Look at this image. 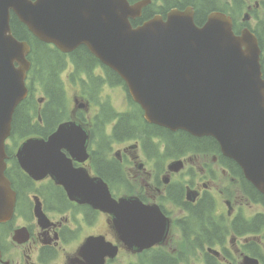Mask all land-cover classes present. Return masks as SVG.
Instances as JSON below:
<instances>
[{
    "label": "water",
    "instance_id": "obj_1",
    "mask_svg": "<svg viewBox=\"0 0 264 264\" xmlns=\"http://www.w3.org/2000/svg\"><path fill=\"white\" fill-rule=\"evenodd\" d=\"M86 4H92L87 7ZM41 40L71 51L89 48L128 83L146 118L171 130L213 135L264 193V80L257 43L245 53L230 25L214 14L202 28L190 10L173 11L167 21L153 19L133 28L129 17L141 5L128 0H0V221L10 216L14 194L4 175L5 138L12 115L25 97L26 54L30 46L11 32L10 10ZM89 11L90 17L85 13ZM26 63L18 71L14 62ZM87 135L78 123L61 124L48 140L31 138L19 149L21 165L40 180L51 174L73 200L120 215V237L133 249L163 243L169 221L132 198H111L103 181L75 169L62 152L85 151ZM43 220L45 216L37 210ZM83 250L89 264H103L116 248L104 236L89 237ZM94 257V261H93Z\"/></svg>",
    "mask_w": 264,
    "mask_h": 264
},
{
    "label": "flooded vegetation",
    "instance_id": "obj_2",
    "mask_svg": "<svg viewBox=\"0 0 264 264\" xmlns=\"http://www.w3.org/2000/svg\"><path fill=\"white\" fill-rule=\"evenodd\" d=\"M131 1L136 3L141 0ZM214 1L215 7L207 10L201 18H198L197 14L199 5L203 4L201 0H152L145 6V9L151 10L147 17L150 18L157 11L166 17L167 12L173 8L192 7L195 9L199 24L206 21L210 12L221 11L232 19L237 35L251 31L259 37L261 44L264 43V0ZM75 53L85 54L92 60L95 58L84 46ZM91 72L96 79L97 76H100L103 82H106V86L110 85L112 89L127 94L124 83L108 68L101 65L98 68H93ZM90 80L92 82V77L87 78V83ZM81 112L80 110L79 117L91 133L95 128H98L106 135L107 148H92L90 158L84 164L77 163V166L85 165L91 172L96 173L94 171L95 155L104 151L109 152V122H113L114 131L120 120L118 118L109 120L108 114L106 120L101 119L99 122H95L90 119V116ZM196 139H198L196 145L186 144L182 150L197 146L204 151L203 153L186 152L184 157H180V151L175 147H170L175 158L183 160V163L180 164L181 167L175 170H169L166 166H160L152 160L144 161L147 154L151 159L155 151L160 149V146L154 143L151 135L145 141L137 140L135 143L124 144L123 149L116 157L119 166L123 167V172L109 168L110 175L108 174L106 178L112 183H123L129 194L139 196L144 203L158 204L164 212L169 214L172 224L178 223V229L170 241L173 254L178 260L182 258L184 264H264V223L257 232L252 234L235 235L230 240L224 235V231L229 230L227 227L230 224L233 228H240L245 218L242 207L244 195L240 191H232L231 187L227 185L230 172H239L237 166L222 154L214 139L209 137ZM164 145L168 150V143ZM14 158V153L9 150V162L14 161ZM104 160L106 162L114 161L109 159V154ZM100 161V158L95 160L97 169H99ZM9 167L15 174L14 181L18 182L19 202L13 218L0 226V264H82L83 257L80 253L82 243L87 236L92 235V232L87 231L96 228L99 214L105 217V222L112 233L110 240L119 244V253L123 252L125 257L127 256V250L119 240L113 223L108 224V219L110 221L108 215L99 213L88 205L70 201L58 185L34 186L33 182L27 179L20 170L12 165ZM99 173L101 174L100 171ZM107 182L109 183V181ZM49 188L54 191L48 192ZM184 189H186V197L190 194L192 198L191 200L186 198L185 204L188 207L198 204L208 195L215 196L216 193L221 199L218 200L214 197L215 205L212 210L190 212L176 198L177 193ZM33 191L38 192L43 210L49 219L45 226L36 217L34 201L36 196L32 193ZM122 195L125 194L117 195V197ZM221 202L228 205L226 210L220 206ZM192 215L198 218H194V225L189 226L186 217ZM201 216L211 217L212 220H201ZM250 217V219L259 218L261 222H264V205H261V209ZM202 223H216L218 229L207 228L206 233L203 234L200 226ZM21 231L27 233L26 240H24ZM184 235L192 237L193 240L187 243ZM182 249H189L192 253L186 256L182 253ZM209 249H213V251H209ZM148 251L155 253L152 260L155 264H159L160 247H154ZM247 257L251 260H247ZM115 260L116 258L109 261V257H107L106 264L115 263Z\"/></svg>",
    "mask_w": 264,
    "mask_h": 264
},
{
    "label": "trees",
    "instance_id": "obj_3",
    "mask_svg": "<svg viewBox=\"0 0 264 264\" xmlns=\"http://www.w3.org/2000/svg\"><path fill=\"white\" fill-rule=\"evenodd\" d=\"M187 1V0H186ZM189 1V0H188ZM193 1V0H190ZM203 2L202 5H199L198 9V18H201L205 12L211 8L215 7L214 0H201ZM11 25L14 34L21 40H27L33 45V76H34V85H38L39 90H41L44 95L45 108L41 111L38 108V104H36V100L34 98V90L30 97H28L18 108L15 115V119L13 121V130L16 134H20L22 136L28 137L32 134H38L42 136H48L50 132H52L58 124L65 118L69 117V108L67 104V95L63 86V83L60 79V73L65 69L67 65V59L64 58L62 54L58 52V50L48 44L36 39L33 34L28 30V28L21 23L18 18L13 15L11 20ZM72 61L76 66H78L81 70L85 71L87 74L91 73V70L95 66V62L91 61L85 54L78 55L72 57ZM35 87V86H34ZM47 95V96H46ZM41 113L43 122L39 123V114ZM111 114H109V119H114ZM140 125L139 120H134L133 118H129L128 115H124L123 118L120 119V123H118L115 129V138L113 141H124L130 140L134 138L136 135H142L148 138L149 135H157L162 138H165L168 142L169 149L170 147H175L180 151L182 147H185L186 144H197L196 141L198 139L193 138L190 134H186L185 132H180L181 134H174L170 131L160 128L158 126H145L141 125L140 127L136 126ZM28 132H21V131ZM103 148H107L106 142L103 143ZM195 147H193L194 149ZM110 149V143H109ZM110 152V151H109ZM101 161L99 162V171L102 175L107 177L110 175L109 168L114 171L121 170L118 162H106L105 153H101L99 155ZM109 172V173H108ZM246 191L255 197V195H259L261 201H264V197L261 196L257 191L252 192L250 189L248 190L246 186H244ZM181 188V187H180ZM179 188V190H180ZM185 189L179 193H177L178 200L180 202L183 201L185 196ZM59 194V193H54ZM215 201L213 198L208 195L206 199L200 201L195 208H192L193 212H207L214 208ZM202 219H210L208 216H201ZM203 231L206 232L208 228L204 223L201 224ZM209 225L216 226V230L218 229V224L211 223ZM245 227L242 230H238L239 233H244L248 231H254L257 229L254 225H249L244 223ZM228 233V231H226ZM159 264H178V261L172 256H167L162 254L158 260ZM152 264H155L152 262Z\"/></svg>",
    "mask_w": 264,
    "mask_h": 264
},
{
    "label": "rangeland",
    "instance_id": "obj_4",
    "mask_svg": "<svg viewBox=\"0 0 264 264\" xmlns=\"http://www.w3.org/2000/svg\"><path fill=\"white\" fill-rule=\"evenodd\" d=\"M70 70H71V67H69V69L65 73H63V80H64V86L66 88L67 96L69 99V104L72 107L74 94H75V86L72 84V82L70 81V79L68 77V72ZM106 92L109 93L110 94L109 96L112 97L113 104L115 105V107L117 109L122 110L126 107V100L123 97V95H121L120 92L113 91L111 87H107ZM93 114H94V111H92V115ZM119 148H120L119 145H115L113 152L117 151ZM162 161L166 162L165 158H163ZM231 184L235 186V183L231 182ZM236 187L238 188V185H236ZM216 196H219V195L216 193ZM244 203H245L246 212L248 214H252L257 209L256 206L248 204V203H246V201ZM87 232H98V233L101 232V233H105L108 237H112V233L109 230V227L105 223L104 216H99L96 228H94L92 230H88ZM169 251L173 252L172 251V244L169 245ZM126 262H127L126 259H122L121 261L117 262L116 264H126Z\"/></svg>",
    "mask_w": 264,
    "mask_h": 264
}]
</instances>
